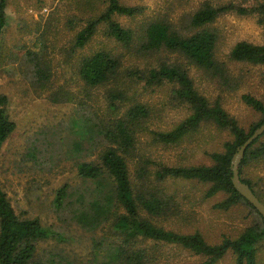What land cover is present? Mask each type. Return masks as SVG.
<instances>
[{
  "label": "rangeland",
  "instance_id": "obj_1",
  "mask_svg": "<svg viewBox=\"0 0 264 264\" xmlns=\"http://www.w3.org/2000/svg\"><path fill=\"white\" fill-rule=\"evenodd\" d=\"M204 1L120 0L124 5L141 6L144 11L134 19L121 17L119 22L138 30L155 17L168 16L178 26L184 27L181 21L187 20ZM209 1L215 5L233 3L244 8L264 2ZM99 3L100 0H8L7 26L0 39V47L3 48L0 55V95L8 98L7 112L15 123L14 132L1 149L0 186L18 216L38 219L44 227L64 236V242L49 239L38 248L39 257L59 254L62 257L57 260L62 264H88L95 257L96 242H109L116 237L105 225L85 229L75 220L81 199L89 200L94 187L91 181L78 176L77 167L82 161H96L103 146L107 145L101 142L99 135L90 136L87 132L90 129L84 122L80 129L81 112L98 121L109 122L122 118L135 102L151 110L136 135L128 163L133 177L135 170L146 168L149 173L147 181L154 179L159 167L209 164L207 153L222 149V143L229 139L227 132L204 124L178 145L166 146L155 142L152 132L169 130L189 113L184 106L171 100L165 86L147 87L143 80L126 79L125 72H122L121 78L126 83L119 88L120 94H113L118 87L114 82L88 91L81 87L76 76L79 58L115 46L98 31L84 49L72 57L69 54L72 37L84 26L87 18L98 13ZM213 27L219 33L215 57L223 65L224 74L204 75L194 69L192 78L202 95L209 100L218 99L240 126L248 128L261 117L246 106L241 97L250 94L263 99L264 67L231 61L229 52L239 41L263 45L264 18L259 19L256 14L240 16L228 13L220 16ZM41 39L45 41L43 49L37 45ZM28 52L42 53V59L49 63L51 82L46 88L31 81ZM134 64L127 55L124 68L130 70ZM139 68L144 75L143 65ZM60 89L64 90V96L56 94ZM113 95L122 98H113ZM80 142L83 143L81 152ZM245 169V177L264 189V161L251 163ZM169 185L170 191L175 192L183 204L182 215L186 220L167 222L168 228L180 229L181 232L198 230L209 243L215 244L223 236L236 237L251 222L257 221V217L242 204L228 211L214 209L213 205L222 196L200 200V191L204 189L200 185L182 186L176 182H169ZM63 187H66L67 197L63 206L57 209L55 199ZM161 253L159 264H199L203 260L201 256L173 246L162 248ZM102 255L107 258L106 253ZM218 264H234L233 256L227 254ZM258 264H264V247L258 252Z\"/></svg>",
  "mask_w": 264,
  "mask_h": 264
},
{
  "label": "trees",
  "instance_id": "obj_2",
  "mask_svg": "<svg viewBox=\"0 0 264 264\" xmlns=\"http://www.w3.org/2000/svg\"><path fill=\"white\" fill-rule=\"evenodd\" d=\"M7 7L8 0H0V39L7 26ZM143 11L141 6L124 5L120 0H100L96 9L98 13L87 18L84 26L72 37L69 54L72 57L84 49L98 31L115 46L79 58L76 76L81 87L88 91L114 82L118 87L113 94H120L119 88L126 83L121 78L122 72H125L126 79L143 80L147 87L165 86L171 100L184 106L189 113L169 130L152 132L155 142L166 146L178 145L204 124L227 132L229 139L222 143V149L207 153L209 164L159 167L154 179L147 181L149 173L146 168L135 170L133 177L128 163L136 135L151 110L135 102L122 118L109 122L98 121L81 112L80 129L85 124L90 129L87 131L90 136L99 135L101 142L107 145L103 146L96 161H82L77 167L78 176L91 181L94 187L89 200L81 199L75 220L85 229L105 225L116 236L113 241L96 242L95 257L88 264H159L161 250L166 246L201 256L203 260L199 264H218L227 254L233 256L234 264H258V252L264 247V220L234 189L230 166L237 148L264 123V97L260 100L250 94L242 95V102L261 117L257 123L244 128L227 113L218 99L209 100L198 91L191 72L197 69L204 75L224 74L223 65L215 57L219 33L213 27L214 22L228 13L240 16L256 14L263 19L264 2L244 8L233 3L215 5L205 0L189 14L187 20L181 21L184 27L178 26L168 16L155 17L138 30L119 22L121 17L134 19ZM38 41L37 45L45 48V41ZM2 51L1 46L0 55ZM27 54L31 81L46 88L51 82L49 63L42 59V53ZM127 55L136 63L130 70L123 65ZM229 59L264 67V44L239 41L231 48ZM139 65L146 70L144 75ZM56 94L65 95L63 89ZM114 97L122 98L120 95ZM7 104L8 98L0 95V156L4 143L15 130ZM82 148L83 143L80 142V152ZM258 161H264V134L249 145L238 167L241 181L264 204V189L245 177V168ZM169 182L181 183L182 186L200 185L204 188L200 191V200L222 196L213 205L214 209L228 211L242 204L257 217V221L251 222L236 237L223 236L215 244L209 243L198 230L181 232L180 229L168 228L167 222L186 220L182 215L183 204L177 194L170 191ZM66 197V187L59 189L55 199L57 209L63 206ZM49 239L65 241L63 235L44 227L38 219L18 216L0 186V264H62L57 260L62 257L59 254L39 257V244ZM102 253H106L107 258Z\"/></svg>",
  "mask_w": 264,
  "mask_h": 264
},
{
  "label": "water",
  "instance_id": "obj_3",
  "mask_svg": "<svg viewBox=\"0 0 264 264\" xmlns=\"http://www.w3.org/2000/svg\"><path fill=\"white\" fill-rule=\"evenodd\" d=\"M264 134V123L258 127L253 134L237 148L236 153L231 159L230 170L232 172L231 182L234 189L245 199L249 204H251L254 209L262 216L264 220V204L255 196L250 187L241 181L239 176L238 167L244 157V153L249 145L258 137Z\"/></svg>",
  "mask_w": 264,
  "mask_h": 264
}]
</instances>
